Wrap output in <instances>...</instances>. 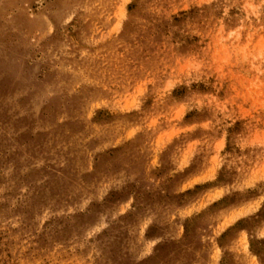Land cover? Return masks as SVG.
<instances>
[{
  "label": "rangeland",
  "instance_id": "1",
  "mask_svg": "<svg viewBox=\"0 0 264 264\" xmlns=\"http://www.w3.org/2000/svg\"><path fill=\"white\" fill-rule=\"evenodd\" d=\"M0 264H264V0H0Z\"/></svg>",
  "mask_w": 264,
  "mask_h": 264
}]
</instances>
